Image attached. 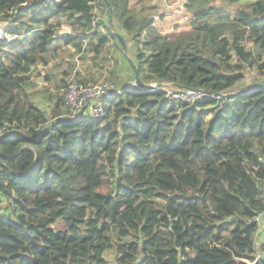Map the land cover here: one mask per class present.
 I'll list each match as a JSON object with an SVG mask.
<instances>
[{
  "label": "trees",
  "instance_id": "16d2710c",
  "mask_svg": "<svg viewBox=\"0 0 264 264\" xmlns=\"http://www.w3.org/2000/svg\"><path fill=\"white\" fill-rule=\"evenodd\" d=\"M108 1L109 26L105 0H0L14 35L0 39V264H264V85L167 97L178 85L231 93L261 58L247 44L264 50V0H186L190 27L170 35L154 24L162 0ZM59 17L74 50L100 54L112 37L122 51L112 30L125 29L142 80L167 87L126 81L104 117L50 120L27 73L57 49Z\"/></svg>",
  "mask_w": 264,
  "mask_h": 264
},
{
  "label": "rangeland",
  "instance_id": "374dc122",
  "mask_svg": "<svg viewBox=\"0 0 264 264\" xmlns=\"http://www.w3.org/2000/svg\"><path fill=\"white\" fill-rule=\"evenodd\" d=\"M160 1L161 0H130V4L133 6L134 10H140L142 4L147 6L156 4L161 5ZM182 1L186 0H171L173 4L179 2V6ZM248 1L254 0H242V2ZM218 2L220 1L218 0ZM165 7L167 9L165 11L166 13L173 9L174 6L169 7L165 5ZM154 11H157V9ZM147 12H145V14H147ZM96 13L100 16V19L105 18V13H103L102 9L97 10ZM159 14H161L160 11H157L155 16H158ZM58 19L66 21V17H59ZM158 20L159 19L155 17L154 24ZM0 26L6 29L7 24L1 22ZM63 29L69 31V29L71 30V26H65ZM107 29L108 28H106L103 32L106 33ZM119 29L128 37L127 55L132 59V55L136 54V49L130 39L131 36L121 27H119ZM112 32L117 31L112 30ZM32 38H34L33 34ZM109 38L115 41L114 38ZM115 42H111L110 40L101 55H98L93 50V45H90L87 42H83L81 45L76 46L78 49L75 50L64 48L61 53H56L55 55H52L51 51L49 53L51 61L49 60L50 62L48 64L34 65L29 70L27 73V91L29 92L31 99L42 109L46 110L47 116L50 120H52L53 116L56 114H58V117L71 116L70 108L66 105L64 99V88L69 81L75 82L77 80L85 84H93L100 80H111L114 81L118 87H120V84H123V82L130 81L126 77L127 74L129 77L131 75L127 69L128 64L130 63L124 52L120 50L118 45H115ZM247 48H250L255 53H259L261 58L256 59V61L252 63H246V67L244 69L246 77L232 87L231 90L233 93L238 92V90L244 89L264 78L262 75L264 68L261 69L259 67V65L264 62V50L257 46H252L250 43L247 44ZM123 55L125 57H123ZM119 58L122 62V66H120ZM123 65L125 66L124 68ZM125 72H127V74ZM132 81L133 78L131 77V82ZM60 98H63V100L59 101L58 99ZM57 103H59V106H55ZM54 110L56 111V114H53ZM3 203V207L5 206L6 208L5 201ZM1 214L5 215L3 212ZM257 250L259 251L258 244ZM108 257L112 259L113 253H109Z\"/></svg>",
  "mask_w": 264,
  "mask_h": 264
},
{
  "label": "built area",
  "instance_id": "2783aa9c",
  "mask_svg": "<svg viewBox=\"0 0 264 264\" xmlns=\"http://www.w3.org/2000/svg\"><path fill=\"white\" fill-rule=\"evenodd\" d=\"M166 6L173 7L175 4L171 0H162ZM180 2V1H179ZM179 2H176L179 3ZM186 1H182L179 10L183 9ZM71 33V30L67 31ZM16 37V36H15ZM14 35L7 31V29L0 26V39L10 41ZM121 86V84H120ZM121 87H118L114 81L104 80L93 84H85L79 81L71 82L64 88L65 103L70 108L71 116L75 117L78 113L89 111L93 117L102 118L105 116L106 110L104 101L116 93L121 92ZM207 96L206 93L196 90L194 88L187 89H168L167 97L175 100H182L188 103H195ZM262 197L264 198V187L262 188ZM255 221L259 224V231L256 236V250L257 244L263 240L264 233V212L260 213ZM258 251V250H257ZM259 257L264 259V254L258 252Z\"/></svg>",
  "mask_w": 264,
  "mask_h": 264
},
{
  "label": "crops",
  "instance_id": "0c3cea01",
  "mask_svg": "<svg viewBox=\"0 0 264 264\" xmlns=\"http://www.w3.org/2000/svg\"><path fill=\"white\" fill-rule=\"evenodd\" d=\"M156 6H157V9L160 10L161 6H162V3H161V5L160 4L159 5L156 4ZM171 11H173V12H171ZM164 12H165V10L164 11L160 10L161 14H159L158 16H155L156 18L159 19L158 21L155 22V25H156L157 29L160 32L170 35V34L182 31V30L189 29V27H190V16H188L187 14L182 12V10H179V3L175 4L173 9H171L169 12H166L165 14H162ZM51 21L52 22H60L62 24V28L58 30L59 36L54 41V46L57 49L56 50H52V52H51L52 55H55L56 53H61L64 48H70V49L74 50L72 45L66 46V44L64 43L65 35L68 34V33H67L66 29H63V27L70 26V24L67 21H64L62 19H51ZM102 31H104V30L102 29ZM103 33H105V32H103ZM122 34H123L124 37H127L125 33H122ZM111 42H115V41H113L111 39ZM115 45L117 46L116 43H115ZM122 52H124V51L122 50ZM102 53H100L98 55H101ZM123 57H125V56L123 55ZM119 62H120V66H122V62L120 61V58H119ZM124 67L125 66L123 65V68ZM130 67L131 66H129V64H128V68L127 69L131 73ZM125 73L127 74V72H125ZM132 76H134L132 73H131L130 77L128 76V74L126 75L128 80H131Z\"/></svg>",
  "mask_w": 264,
  "mask_h": 264
},
{
  "label": "water",
  "instance_id": "95a60500",
  "mask_svg": "<svg viewBox=\"0 0 264 264\" xmlns=\"http://www.w3.org/2000/svg\"><path fill=\"white\" fill-rule=\"evenodd\" d=\"M108 7L110 8V13H109V18H108V25L111 24V21H112V18H113V10L111 9V4L109 3L108 0H105ZM68 31V30H66ZM114 35L118 38L119 40V43L121 44L122 46V50L124 51V54L125 56L127 57L129 63H130V66L133 70V75H134V84L138 85L139 87L141 88H145V89H158V88H163V87H167V84H164V83H159V84H148L146 82H144L142 80V78L140 77V74H139V71H138V67L135 63L134 60H132L130 57H128L127 55V41L125 40V38L118 32H114ZM264 85V79L244 88V89H241L239 90L238 92H231V93H223V92H213V91H206L204 89H196V90H199V91H202L208 95H213L215 97H233L235 95H237L238 93H242L246 90H251V89H254V88H257L259 86H263ZM178 88H184V89H187V88H190V87H187V86H183V85H178L176 86Z\"/></svg>",
  "mask_w": 264,
  "mask_h": 264
},
{
  "label": "clouds",
  "instance_id": "9594fccd",
  "mask_svg": "<svg viewBox=\"0 0 264 264\" xmlns=\"http://www.w3.org/2000/svg\"><path fill=\"white\" fill-rule=\"evenodd\" d=\"M6 24V23H5ZM70 33V32H69ZM134 81V80H133Z\"/></svg>",
  "mask_w": 264,
  "mask_h": 264
}]
</instances>
